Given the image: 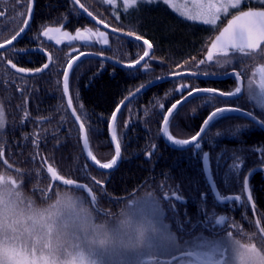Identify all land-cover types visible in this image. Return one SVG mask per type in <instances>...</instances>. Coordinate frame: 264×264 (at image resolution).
Wrapping results in <instances>:
<instances>
[{"label":"trees","instance_id":"trees-1","mask_svg":"<svg viewBox=\"0 0 264 264\" xmlns=\"http://www.w3.org/2000/svg\"><path fill=\"white\" fill-rule=\"evenodd\" d=\"M4 1L6 16L0 17V43L22 26V20L17 18V13L25 11L16 5V0ZM81 2L89 5L94 14L97 11L102 13L106 21H110V28L122 24V29L141 35L153 45L154 56L147 72L142 67L121 69L106 61L101 67V59L87 57L80 60L75 75L70 76L69 96L73 99V108L77 110L81 122L85 123L88 129L90 150L101 162H107L115 154L109 139L107 121L117 105L129 91L134 92L141 83L145 86L158 80L157 77L172 76L171 72L187 73L188 69H182L180 66L184 65L185 61H190L193 56L199 55V58L203 59L207 47L224 20L219 19L216 26L203 25L183 19L167 6L156 3L141 4L128 9L127 12L120 9V20L117 21L111 15V9L105 12V6L94 3V0ZM244 6L249 5L244 3ZM71 9L70 0H34L32 23L25 36L28 43L24 45L23 39L16 46H43L54 58L51 75L20 79L18 77L23 76L14 74L6 65V61L0 64V106L4 108L5 113V127L0 129V141L6 142V148L15 154L11 159L16 161L17 166L29 170L37 167L38 161L23 163L35 150L31 139L26 141L24 136L36 134L40 137L39 151L46 158H50V161H54L58 171H66L72 178L87 183L90 178L85 176L83 168L87 164L91 175L105 180L107 195L98 193L102 200L126 199L139 192L154 191L163 205L160 216L170 224L174 233L181 231L182 221L191 220L192 224L201 225L203 231L193 230L192 225H189L188 231L192 235L185 236L184 239L200 233L205 237H217L216 233L221 230H224V233L232 230L228 227L232 221L241 225L242 232H256L254 225L249 224L247 219L242 220V217L247 215L254 221L260 218L258 213H264V172L257 170L248 179L257 213L253 214V208L251 210L250 205L244 203L245 195L239 203L216 204L202 170V157L208 155L210 174L219 194L240 195L244 177L254 168H264L263 131L239 115H220L208 125L197 143L199 147H196V144L178 150L164 142L159 129L167 108L181 99L182 93L174 90L181 82L194 84L200 89L212 88L231 94L237 87L234 78L220 76L233 70H243L244 82L249 72L255 68V64L264 62V55L258 50L247 56L236 53L231 58V63L224 67H220L215 61L211 67L204 66V69L214 73L208 76L218 78H186L189 80L184 81L179 78L171 79L137 94L130 104L124 106L116 121L118 139L122 145L120 163L112 171L102 172L86 160L79 139V129L66 109L65 98L61 100L62 69L67 66V54L72 49L67 44L55 46L45 37L38 35L44 26L57 28L67 21L70 23L62 29L69 33L75 32L76 28L94 26L86 17L77 15ZM109 36L110 44L105 48L110 51L105 55L112 60H121L122 64H125L130 58H138L143 54V49L138 47L137 43L112 34ZM72 47L88 53L96 52L101 46L81 47L80 42ZM77 54L78 52L72 53ZM12 59L17 62L18 67L36 68L45 63V58L39 54L12 56ZM56 69H60L59 74ZM18 88L22 92L18 91ZM186 94L185 92L183 95ZM157 99L163 103L162 109L156 104ZM20 106H24L30 114L23 124L21 118L24 116V108ZM250 106L244 95L222 99L211 94H200L173 113L168 122L169 134L175 139H189L199 132L213 111L229 107L251 113ZM255 112L260 117L251 114L264 123V113L257 110ZM62 116L65 118L63 123ZM125 121H128L127 127ZM152 144L156 145V149L151 157H147L145 153L153 151ZM42 175L49 176L46 171ZM34 176L33 172L32 177ZM173 192L182 196L180 202L171 199ZM165 193L169 197L168 201L163 199ZM145 199L152 200L151 196H146ZM217 216L226 217V223L216 225L214 221Z\"/></svg>","mask_w":264,"mask_h":264},{"label":"clouds","instance_id":"clouds-1","mask_svg":"<svg viewBox=\"0 0 264 264\" xmlns=\"http://www.w3.org/2000/svg\"><path fill=\"white\" fill-rule=\"evenodd\" d=\"M217 63L223 67L227 60ZM162 211L154 191L102 200L66 171L45 178L36 168L0 167V264H10L12 250L29 264H161L177 247ZM223 240L226 251L207 264H264L255 232L226 231Z\"/></svg>","mask_w":264,"mask_h":264},{"label":"snow or ice","instance_id":"snow-or-ice-1","mask_svg":"<svg viewBox=\"0 0 264 264\" xmlns=\"http://www.w3.org/2000/svg\"><path fill=\"white\" fill-rule=\"evenodd\" d=\"M72 4L71 11H75L77 15L82 13H86L88 18H91L92 21H95V25L93 27H82L76 28L75 34H71L68 31H62L63 27L67 26V23L62 24L61 27L50 28L47 26L43 27V31L39 32V36H43L46 38L48 42L54 41L55 45H62L64 41H67V45L71 47V52L67 55L69 59H67V66L62 69L63 79H62V97H68L66 109H72L71 116L75 117V122L79 123V139L82 141L83 151L86 152L87 158H89L95 165L98 166L99 169L110 170L113 169L114 166L118 164V158L121 157V149L122 145L120 140L118 139L117 134V113H122L121 105H126V102L133 97L136 92H138L141 88L144 87V83H141L138 87L135 88V91H129L128 95L124 97V99L117 105L116 111H113L111 114V119L107 121V129L111 136V143L115 145V154L111 156V158L107 162H101L100 159L97 158L96 155L93 154V151L90 150L89 146V137H88V129H86L85 123L81 122V117L77 115V110L73 108V99L69 97L70 90V76L75 75V70L81 60L84 57H96L99 56L101 58L100 64L101 67L104 66V61L111 59L109 56L105 55L106 52L110 51L109 48H105L104 46H108L110 44V36L106 31H101L99 25L101 23L104 24V28L107 29L109 27L110 21H106L105 16L100 12H95L90 10L89 5L86 3H82L81 0H70ZM141 3L146 4H156L159 0H139ZM94 3L99 5H103L104 11L107 12L111 9V15L115 17L117 21L120 20V6L117 3V0H94ZM138 3V0H123V10L127 12L130 7L135 6ZM162 3L172 7L174 11L179 12L180 15L184 16L186 20L189 21H199L204 25H217V20L221 19L222 16L226 17L227 15H231L230 10H236L238 15L233 16L231 20H228V24L222 30H220L219 35L215 36L214 40H211L210 46L207 47L206 53L204 54L203 59L199 58V55L193 56L190 61H185L184 65L180 67L182 69H188L187 73L181 72H171L170 74L174 77H179L180 81L189 80L186 77H197L200 75H208L213 72H209L204 69L205 65L209 67L212 66V63L215 61L217 63L220 59L227 60V64L231 63V58L235 56L236 53L243 54L244 56L249 55L250 53H256L257 50L261 53H264V0H255V4L258 7L251 6L253 4V0H191V7L187 0L181 6H177L173 3V0H162ZM247 3L250 5L247 11L241 10V5ZM16 5L20 8L25 9L24 12H18L17 18L22 20L23 26L19 27L18 31H14V34L11 35L10 38H6L3 43H0V64H4L6 61L9 69H14L17 74H25L26 76L35 77L37 74L43 76L45 74L51 75L52 69L54 67V58L48 52H46L43 46L39 47L41 53L47 56L46 63H43L41 67L29 68V67H17V62H14L12 56H17L19 54L26 53L29 49H16L14 45L18 43L22 34L28 30L30 27L31 16L34 12V0H16ZM4 15L3 12H0V17ZM99 17V19H97ZM123 28L122 24L116 25L112 27V34H116L118 31H121ZM135 37V41L138 47L143 49V55H139L138 58H130L129 62L125 63L124 66L129 68H135L139 66V68H143L145 72L150 70L151 67V59L154 56V52L152 51L153 45L147 39H143L141 35H136L133 31H127L123 33L122 38ZM143 40V44H138L139 41ZM81 42V47H95L96 45H100L101 47L96 52H84L80 51L79 48L72 47L73 42ZM62 49H58L61 51ZM73 52H78V55H72ZM147 58V59H146ZM123 61L117 60L116 63H122ZM163 63V61H161ZM220 66V65H219ZM221 67V66H220ZM224 67V66H223ZM60 69H56L57 74H59ZM261 73V83L260 85H264V67L259 69ZM235 77L237 81V87L235 88V92L240 91L239 85L241 84L242 76L244 75L243 70L236 71L233 70L230 73ZM25 77H18L20 79H24ZM163 77H157L156 79H162ZM150 82V81H149ZM60 84V81H57V85ZM264 89V87H261ZM21 91V89H17ZM178 93H182L181 100L186 96H190L196 92H209L216 93L219 95H225V93L220 92L217 89H200L194 84L183 83L181 82L178 87L174 89ZM187 90V91H185ZM187 95H183L184 93ZM171 95V93H169ZM180 100H177L175 103L171 104V107H168L166 112L162 117V126L159 131L163 133L170 141L178 144L190 143L194 141L196 137H190L189 139H175V137L169 134V118L176 110L177 105L180 104ZM25 104H27V98L25 99ZM130 104V103H127ZM156 104L159 109L164 107L163 103L157 99ZM24 108V106H20ZM83 106L81 105V108ZM219 111V109L217 110ZM4 108L0 106V129L5 127L4 122ZM30 117L29 112L26 108H24V116L21 118V123H25L26 120ZM65 118L61 117V123H63ZM43 122V121H41ZM125 126H128V121H125ZM24 139L27 141L31 139V143L35 146V150L30 154L29 158L23 161V163L29 162H39V165L35 167L40 170V173L43 174L45 171L49 174H55L58 170L54 163V161H50V158H46L43 153L39 151V139L40 137L36 134H32L31 136L25 135ZM58 139V138H57ZM59 143V139H58ZM6 142L0 141V165L8 167L12 166L15 168H23L17 166L16 161L11 159L14 156V153H11L6 148ZM199 147V144L196 145ZM151 148L153 151L146 152L145 155L147 157H151L153 152L156 149V145L152 144ZM205 161H207V154H205ZM84 174L86 177L90 178L86 184L93 186V191L98 193H103L105 196L107 195L105 189V180H101L96 176L91 175V171L89 170V165L85 164L83 166ZM23 175L28 177L27 173H23ZM47 178V177H45ZM63 178V177H61ZM74 179V178H73ZM98 180H101L100 183H97ZM94 182V184L92 183ZM241 194L228 197L227 199L233 202H241L244 194H247V200L244 201L246 204H251L254 210L253 214H257L255 212V203L254 197L250 192V185L248 182V176L244 177L242 188L240 189ZM172 196L176 200H181L182 196L177 195L175 192L172 193ZM167 198V194L165 196ZM217 198L223 202L224 197L217 195ZM147 203V202H146ZM153 207L155 205L153 204ZM259 219L251 220L247 217V215L242 217V220L247 219L249 224H253L257 231L255 232V237L259 244L264 245V213H258ZM211 218H209V222ZM216 225H221L226 223V217L220 216V219H215ZM181 231L174 233L173 239L177 242L176 254L170 260H165L162 264H186V257L190 256L191 253L187 252L185 247L183 246L185 241V236L192 235L191 232L188 231L189 225H192L193 230L200 229V224H192L191 220L182 221ZM232 231L234 234H239L243 231L240 224L236 221H232ZM224 230H221L219 233H216L218 237V242L215 243L208 253L209 257L214 258L218 255H222L226 249L223 247ZM197 239H203V237H197ZM9 260L10 264H29L28 260L22 256L20 253L12 250L9 251ZM216 264H223V261H218Z\"/></svg>","mask_w":264,"mask_h":264},{"label":"water","instance_id":"water-1","mask_svg":"<svg viewBox=\"0 0 264 264\" xmlns=\"http://www.w3.org/2000/svg\"><path fill=\"white\" fill-rule=\"evenodd\" d=\"M82 15H83L84 17H86L87 20L90 21L93 25H95L96 22H95V21H92L91 18H88L86 13H82ZM32 17H33V14H32V16H31V22H32ZM31 22H30V25H31ZM99 27H100L101 30L106 31V32L109 33V34H112V28L108 27L107 29H105L103 23H101V24L99 25ZM28 30H29V28H28ZM28 30H26V31L22 34V36L20 37V39H21V38L27 33ZM112 35H114V36H118V37H123V32H119V31H118L116 34H112ZM20 39H19V40H20ZM124 39L131 40V41H135V37H128V38H124ZM138 43L142 45V44H143V40L139 41ZM38 48H39V47H35V48H32V49H29V51H27L26 53H23V54H32V53L41 54V55H43V56L46 58V62H48V61H47V56L44 55L43 53H41L39 50H37ZM88 57H91V56H88ZM84 58H87V57H84ZM93 58L101 59L99 56H96V57H93ZM81 59H83V58H81ZM146 59H147V58H146ZM105 61L108 62L109 64H111V65H113V66H115V67L121 68V69H134V68L126 67V66H124V64H121V63L118 64V63H116L115 60H112V59L105 60ZM46 62H45V63H46ZM138 67H139V66H137V67H135V68H138ZM11 70L15 73V70H14V69H11ZM230 73H231V72H230ZM230 73H228V74H226V75H224V76H220V77H222V78H223V77H227V78H228V77H232V78H235V77L232 76ZM16 74H17V73H16ZM185 74H186V73H185ZM18 75L25 76V74H18ZM37 75H39V74H37ZM37 75H36V76H37ZM28 77H30V75H29ZM176 78H179V77L168 76V77H165V78L158 79V80H155V81H153V82H150L149 84H147V85H145L143 88H141L138 92H136V94H135L133 97H135L137 94H139V93L142 92L143 90H145V89H147V88H149V87H151V86H153V85H155V84H158V83H161V82H164V81H168V80H171V79H176ZM190 78L209 79V78H218V77L208 76V75H200V76H197V77H190ZM62 79H63V78H62ZM235 80H236V79H235ZM236 82H237V81H236ZM239 87H240V91H239V92H236L235 94L219 95V94H216V93H209V92H196V93H193L192 95H190V96H186L184 99L180 100L181 102H180L179 105H177L176 110H177L179 107H181L183 104H185L186 102H188L190 99H192L193 97H195V96H197V95H200V94H205V93H207V94H212V95L218 96V97H220V98H222V99H233V98L239 97V96L242 95V91H243V81H242V80H241V84L239 85ZM133 97H131V99H132ZM67 99H68V97H65V102H66V104H67ZM131 99H130V100H131ZM130 100H129V101H130ZM129 101H127L126 104H127ZM124 106H125V105H121V109H123ZM176 110H175V111H176ZM68 111H69V113H70V115H71L72 109H68ZM115 111H116V110H115ZM175 111H174V112H175ZM174 112H173V113H174ZM119 113H120V112L117 113V117H118ZM226 114H235V115H239V116L243 117L244 119H246V120L252 122L253 124L257 125V126L263 131V133H264V124H263L260 120H258L256 117H254L253 115L249 114V113L246 112V111H243V110H240V109H236V108H229V107H228V108H221V109H219V111L215 110L214 112H212V113L208 116V118L205 120V122H204V124L202 125L201 129L199 130L198 134L195 136L196 139H195L194 141H191L190 143H185V144L174 143L173 141H170L169 139H167V137H166L165 135H163L162 132H160V134H161V137H162V139L164 140V142H165L169 147L174 148V149H179V150L187 149V148H189V147L194 146L195 144H197V143L199 142V140L202 138V136H203L205 130L207 129L208 125L210 124V122H211L213 119H215L216 117H218V116H220V115H226ZM171 116H172V115H171ZM71 117H72V119H73L74 122H75V117H73V116H71ZM170 118H171V117H170ZM170 118H169V119H170ZM75 124L77 125V127H78V129H79V123L77 122V123H75ZM108 133H109V132H108ZM109 139H110V142H111V136H110V133H109ZM80 142H81V147H82V151H83L82 141L80 140ZM111 144H112V146H113L114 153H115V145H114L113 143H111ZM83 154H84L86 160L89 162V164H90L91 166H93L94 168H96L97 170L102 171V172H110V171H112L113 169H115V168L118 166V164H119V162H120V159H121V157L118 158V164H117V166H114L113 169H110V170H104V169H99L97 165H95V164H94L89 158H87V154H86V152L83 151ZM202 168H203V172H204L205 179H206V181H207V184H208V186H209V188H210V191H211V193H212V195H213V198H214L215 202H216L217 204H219V205H225V204H227V203H229V202H232L231 200L227 199L228 197H231V196H225L223 202H221V201L217 198V195H220V194L218 193V190L216 189V186L214 185V182H213V180H212V178H211V174H210V170H209V166H208V158H207V161H205V155L203 156V159H202ZM257 170H260V171L264 172V168H261V167L254 168V169H252V170L246 175V176H248V179H249V176H250L253 172L257 171ZM245 197H246V199H247V194H245ZM172 198H173L174 200H176L173 196H172ZM166 199H167V198H166ZM250 205H251V204H250ZM251 208H252V207H251ZM255 220H256V219H255ZM187 257L193 259L195 262H197V263H199V264H207V261H204V260L200 259L199 257H197V255H195V254H193V253H191V255H190V256H187Z\"/></svg>","mask_w":264,"mask_h":264},{"label":"rangeland","instance_id":"rangeland-1","mask_svg":"<svg viewBox=\"0 0 264 264\" xmlns=\"http://www.w3.org/2000/svg\"><path fill=\"white\" fill-rule=\"evenodd\" d=\"M4 2L5 1H3L2 3H4ZM187 2L189 4V7H191V0H187ZM117 3L120 6V9H123V6H122L123 0H117ZM158 3L163 4L162 0H159ZM173 3L177 6H181L185 3V0H173ZM141 4H146V3H141L138 0V3L135 6L130 7L129 9L135 8L136 6H140ZM163 5H165V4H163ZM165 6L170 8L179 17L186 19L184 16L180 15L179 12L174 11L172 7H169L168 5H165ZM249 6H244V4H242L241 10L247 11ZM251 6L257 7V5L255 4V0H253V4ZM230 12H231V15H227L226 16L227 18L222 16V20H224V22L220 25L218 32L215 36L219 35L220 30H222L224 27L227 26L228 20H231L233 18V16L238 15L236 10H230ZM193 22L202 24L199 21H193ZM217 22H218V20H217ZM88 27H92V26H88ZM50 28H56V27H50ZM62 31H64V29H62ZM125 31H127V30L122 29L119 32H125ZM71 34L74 35L75 32H73ZM215 36L212 40L215 39ZM50 43L55 45L54 41H51ZM79 43H80L79 41L73 42V44H76V45ZM64 44L66 45L67 41H64V43L62 45H64ZM62 45H55V46H62ZM209 46H210V44H209ZM36 47H38V46H36ZM258 51H259V49H258ZM262 54L264 55V53H262ZM261 67H264V62L261 64H259V63L255 64V68L249 72L248 78L245 79V81L243 82V95H244L246 101L251 104L249 110L251 113L258 115V117H260V115L255 112L256 110L264 113V89H261L259 86L261 83V73H260L259 69ZM19 76H21V75H19ZM23 77H25V76H23ZM26 77H28V76H26ZM234 80H235V78H234ZM235 82H236V80H235ZM236 84H237V82H236ZM145 201L147 203H151L150 199H145ZM197 237H203V239H197ZM184 241H185V243L183 246L185 247L187 252L197 255V257H199L200 259H202L204 261H208L211 258V257H209L208 253L210 252L211 247L215 243L218 242V237H213V238L212 237H205L204 235H202L200 233V234L194 235L193 237H188V238L184 239ZM169 259H171V257L162 258L161 264L163 261L169 260ZM186 264H199V263L195 262L193 259H191L189 257H186Z\"/></svg>","mask_w":264,"mask_h":264},{"label":"flooded vegetation","instance_id":"flooded-vegetation-1","mask_svg":"<svg viewBox=\"0 0 264 264\" xmlns=\"http://www.w3.org/2000/svg\"><path fill=\"white\" fill-rule=\"evenodd\" d=\"M4 0H0V12H5V14H6V10H5V4L4 3H2ZM21 27V26H20ZM19 30V29H18ZM26 36V35H25ZM25 36H23L21 39H20V41L21 40H23L24 39V45H27V43H28V41H25ZM11 37V36H10ZM9 37V38H10ZM4 42V41H3ZM2 42V43H3ZM18 44V43H17ZM17 44L16 45H14V47L16 48V49H32L33 47H27V48H17L16 46H17ZM36 47V46H35ZM19 56H22L21 54H19Z\"/></svg>","mask_w":264,"mask_h":264}]
</instances>
